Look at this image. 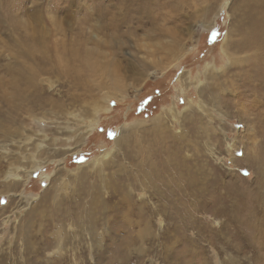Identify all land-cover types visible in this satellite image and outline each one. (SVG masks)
Returning a JSON list of instances; mask_svg holds the SVG:
<instances>
[{"label": "rangeland", "instance_id": "374dc122", "mask_svg": "<svg viewBox=\"0 0 264 264\" xmlns=\"http://www.w3.org/2000/svg\"><path fill=\"white\" fill-rule=\"evenodd\" d=\"M223 1L0 0V264H264V0Z\"/></svg>", "mask_w": 264, "mask_h": 264}, {"label": "bare ground", "instance_id": "6f19581e", "mask_svg": "<svg viewBox=\"0 0 264 264\" xmlns=\"http://www.w3.org/2000/svg\"><path fill=\"white\" fill-rule=\"evenodd\" d=\"M224 3L225 2H227V0H224L223 1ZM223 2H222V4H223ZM123 3H124V1H123ZM114 7V6H113ZM116 8V7H115ZM121 9V8H120ZM107 10V9H106ZM118 11V10H117ZM105 13H111V16L108 18V19H110V20H112V21H114V20H117V16H120L121 15V13H117V14H115L113 11H112V9L110 8V9H108L107 11H105ZM253 14V13H252ZM106 15V14H105ZM125 15V14H124ZM258 15V14H257ZM263 15V14H262ZM101 16V15H100ZM121 16H123V15H121ZM262 17V16H261ZM257 18V17H256ZM255 18V20H254V23L255 24H257V26L260 24V22L262 21L261 20V18H259L260 19V21H258V19H256ZM119 19H122L121 17L119 18ZM264 20V19H263ZM108 21V20H107ZM120 21V20H119ZM107 23V22H106ZM119 24V23H118ZM121 24V23H120ZM215 24V22H214V19H212V21H211V24H210V28L213 26ZM56 26V25H55ZM110 26V25H109ZM116 26V25H115ZM118 27V26H117ZM117 27H114V29H117ZM110 29V28H109ZM106 30V29H105ZM83 31V30H82ZM107 31V30H106ZM110 31V30H109ZM112 31V30H111ZM166 31V30H165ZM261 31H262V29H261ZM260 30H259V32H261ZM85 35L86 36H90L91 37V32H87L86 31V29H85ZM97 34V33H96ZM258 35V38L257 39H259L260 40V37H261V39H264V36H260L259 34H257ZM264 35V34H263ZM93 36L94 37H96L97 39L99 38V36H96V35H94L93 34ZM227 37H228V35L225 37V39L223 40V43L221 44V46H222V49L224 50V53L225 54H229L228 53V51H226V49H227ZM92 38V37H91ZM86 39H87V37H86ZM86 39L84 40V42L83 43H80L79 45H78V49L79 50H77L76 51V53H78L79 55H77V56H72V58L73 59H78V61H80V63L82 64V63H84L83 62V60L84 59H81L80 57H81V53H85V51L87 50V51H91V49H88V48H86L85 46H86ZM88 40V39H87ZM90 40V39H89ZM98 40H100V39H98ZM108 39H106V41H107ZM179 43V42H178ZM255 43H256V45H257V43H258V41H256V37H255ZM113 44V43H112ZM167 44L168 43H166V45L165 46H163L162 47V49H163V51L165 50L166 51V53L168 54V53H170L168 50L170 49V48H172V46H168V47H166L167 46ZM171 44L172 45H174L175 44V42L174 41H172L171 40ZM253 44H254V42H253ZM166 48V49H165ZM102 49H104V48H102ZM148 49V48H147ZM221 49V50H222ZM222 50V51H223ZM148 53H150V52H148ZM76 55V54H75ZM80 56V57H79ZM111 56V55H110ZM227 56V55H226ZM114 57V56H113ZM179 56H176L175 58L177 59ZM228 58V60L229 59H234V60H236L237 61V58H231V56H227ZM149 60V59H148ZM146 62V61H145ZM58 63V62H57ZM231 63V62H230ZM144 64V63H143ZM146 65V64H145ZM148 65V64H147ZM114 66V65H113ZM116 67V66H115ZM164 68V67H163ZM224 68V67H223ZM129 71V70H128ZM27 72V71H26ZM35 72V71H34ZM33 72V73H34ZM38 73V72H37ZM32 75V74H31ZM34 75V74H33ZM62 75V74H61ZM77 78V77H76ZM80 80H83L84 81V76L83 75H81V76H79L78 77ZM74 80V79H73ZM86 80V79H85ZM88 80H89V78H88ZM98 80V79H97ZM10 82V81H9ZM30 83V82H29ZM83 83V82H82ZM11 85V84H10ZM102 85H103V83H102ZM13 87V86H12ZM105 87V86H104ZM106 88H108L107 86H106ZM211 93V92H210ZM108 97L109 96H107V99H108ZM213 97V96H212ZM214 98V97H213ZM216 98V97H215ZM21 101V100H20ZM94 109V108H93ZM92 109V110H93ZM101 109H108L106 106L105 107H97L96 108V115L95 116H97L98 115V111L99 110H101ZM94 113V114H95ZM171 115H172V113H171ZM33 119V118H32ZM96 122H97V117H96V119H95V117L94 118H91V121H90V123H88L89 125L87 126L88 128H87V130H86V133H88V132H91V131H93L94 130V128H95V125H96ZM99 123V122H98ZM154 123H155V125H156V127L155 128H153V131L155 132V133H157V132H159V136H162L163 134H165L164 133V131H163V127L161 126V120H159V119H155L154 120ZM167 127V126H166ZM154 129H157V130H154ZM153 132V133H154ZM123 133V132H122ZM154 133V134H155ZM174 137V136H173ZM176 139V138H175ZM82 140H83V136H82V138L78 141V145L80 146V144L82 143ZM162 142H164V141H161V143ZM79 146H77V147H75V149H77V148H79ZM38 147V146H37ZM128 147V146H127ZM171 147V146H170ZM130 150V149H129ZM76 151V150H75ZM133 151V150H132ZM132 151H130V153L132 152ZM175 152V151H174ZM104 157H106V154H104V156H102L101 157V160L99 161V162H101L100 164L102 165L103 163H105V158ZM19 159V158H18ZM61 159V158H60ZM59 159V160H60ZM96 160V159H95ZM170 161H172V160H170ZM60 162V161H59ZM99 162H97V161H95V164L94 165H96V164H98ZM98 166V165H97ZM151 167V166H150ZM35 168V167H34ZM32 169V171L33 170H35V169ZM92 168V167H91ZM100 169V168H99ZM127 169V168H126ZM131 175H133V173L132 172H129ZM129 173L127 172V174H125V177L127 178L128 177V175H129ZM14 176H17V174H15ZM138 176V175H137ZM162 178V177H161ZM6 179V178H5ZM138 179V178H137ZM2 180V179H1ZM22 181L20 182L19 180H18V177H16V178H14L12 181H13V186H18L19 184L20 185H23V183L26 181V179H21ZM156 180V179H155ZM155 180H154V182H155ZM8 181V180H7ZM157 181V183L155 182V184H154V187H153V189H154V191H159V192H161L162 193V191H161V189H157V187H155V185L157 186L158 184H159V181L158 180H156ZM9 182V181H8ZM139 183V186H140V188L141 187H143V186H145L144 184H143V186L140 184V182H138ZM10 184V183H9ZM5 185H8V183L6 184L5 183ZM13 186H9L8 185V189L10 190ZM159 186V185H158ZM129 188V187H128ZM132 188V187H131ZM165 189H166V186H165ZM8 191V190H7ZM115 191H117V194H120L121 192L120 191H118L117 189L115 190ZM130 191H131V189H130ZM56 193H58V192H56ZM55 193V194H56ZM117 194H116V196H117ZM60 195V194H59ZM126 195V197L128 196V193H126L125 194ZM54 198H55V196H54ZM122 198H124V197H122ZM128 198V197H127ZM118 199V198H117ZM97 200V199H96ZM91 207V206H90ZM89 207V208H90ZM40 210V209H39ZM38 211V210H37ZM126 211V210H125ZM80 221H83L82 219L80 220ZM79 221V222H80ZM86 221V220H85ZM144 221V220H143ZM137 224V223H136ZM88 230L90 229L91 231H92V233H93V235H94V237H95V240L96 241H101V239H100V236L101 235H99V234H97V232H96V230L97 229H95V225H94V222L93 221H90L88 224ZM129 225H130V223H129ZM144 227H149L150 225H149V223L148 222H145L144 223ZM131 226V225H130ZM142 227V226H141ZM56 235H55V237H57V236H60L58 233H55ZM92 235V234H91ZM92 237V236H91ZM39 238V237H38ZM93 238V237H92ZM41 239V238H40ZM39 239V240H40ZM43 239V238H42ZM41 239V240H42ZM39 243V242H38ZM42 244H44V243H42ZM101 246V245H100ZM34 259H36V257H34ZM38 259V258H37ZM47 261V260H46ZM39 263V262H38Z\"/></svg>", "mask_w": 264, "mask_h": 264}]
</instances>
